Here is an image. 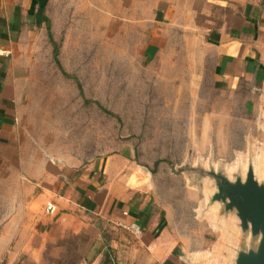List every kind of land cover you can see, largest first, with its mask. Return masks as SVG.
Segmentation results:
<instances>
[{
    "label": "rangeland",
    "instance_id": "1",
    "mask_svg": "<svg viewBox=\"0 0 264 264\" xmlns=\"http://www.w3.org/2000/svg\"><path fill=\"white\" fill-rule=\"evenodd\" d=\"M50 14L52 31L46 21L37 26L18 53L24 67L19 115L0 140V235L10 216L37 195V180L26 173L37 172L44 158L82 169L121 156L135 168L132 188L147 185L152 202L174 210V225L184 226L179 228L183 240L194 247L205 241L221 247L205 263L229 256L228 226L218 221L216 207L206 211L212 181L190 168L232 174L246 170L252 159L264 174V133L253 118L238 109L240 115L220 116L209 91L180 92V86L163 83L153 63L132 50L138 38L124 39L121 30L109 28L104 12L75 13L74 5L55 2ZM74 232L52 234L46 261L26 253L11 260L2 251L0 264H90L97 251L95 233ZM35 247L37 254L44 252Z\"/></svg>",
    "mask_w": 264,
    "mask_h": 264
},
{
    "label": "crops",
    "instance_id": "2",
    "mask_svg": "<svg viewBox=\"0 0 264 264\" xmlns=\"http://www.w3.org/2000/svg\"><path fill=\"white\" fill-rule=\"evenodd\" d=\"M55 2L74 5L75 13L104 12L109 28L121 30L124 39L138 38L132 50L153 63L163 83L180 86V92L209 91L220 116L241 110L264 133V0H0V140L19 115L24 67L18 53L24 37L45 21L52 31L50 6ZM134 170L130 159L121 156L82 169L44 158L37 172L26 173L37 180L38 193L6 221L0 253L11 260L26 253L46 261L51 238L89 229L97 248L90 264H191L216 258L221 252L217 244L201 241L194 247L193 241L183 240L179 228L184 226L174 225V210L152 202L147 185L132 188ZM51 202L53 213L46 209ZM120 222L138 223L142 234ZM35 246L44 252L37 254Z\"/></svg>",
    "mask_w": 264,
    "mask_h": 264
},
{
    "label": "water",
    "instance_id": "3",
    "mask_svg": "<svg viewBox=\"0 0 264 264\" xmlns=\"http://www.w3.org/2000/svg\"><path fill=\"white\" fill-rule=\"evenodd\" d=\"M254 166L250 159L246 170L239 168L232 174L214 168H190L200 169L212 181L214 189L206 211L216 207L218 221L230 230L232 240L225 245L230 255L219 259L227 264H264V174H258Z\"/></svg>",
    "mask_w": 264,
    "mask_h": 264
},
{
    "label": "built area",
    "instance_id": "4",
    "mask_svg": "<svg viewBox=\"0 0 264 264\" xmlns=\"http://www.w3.org/2000/svg\"><path fill=\"white\" fill-rule=\"evenodd\" d=\"M46 209L48 212L53 213L56 211V205L53 202H51L47 205ZM119 225L137 236L142 234V227L136 222H130V223L120 222Z\"/></svg>",
    "mask_w": 264,
    "mask_h": 264
},
{
    "label": "trees",
    "instance_id": "5",
    "mask_svg": "<svg viewBox=\"0 0 264 264\" xmlns=\"http://www.w3.org/2000/svg\"><path fill=\"white\" fill-rule=\"evenodd\" d=\"M47 23H48V28H50L51 26H50V22L47 20ZM107 264V263H106Z\"/></svg>",
    "mask_w": 264,
    "mask_h": 264
}]
</instances>
